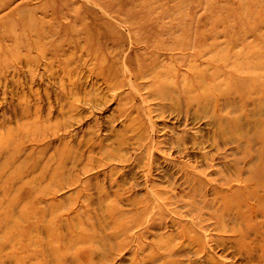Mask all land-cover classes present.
Here are the masks:
<instances>
[{"label": "rangeland", "instance_id": "1", "mask_svg": "<svg viewBox=\"0 0 264 264\" xmlns=\"http://www.w3.org/2000/svg\"><path fill=\"white\" fill-rule=\"evenodd\" d=\"M184 166L204 181L185 175L176 205H213L216 222L254 226L264 239V0H0L1 201L41 198V225L55 231L54 213L72 206L73 223L87 228V214L109 203L122 218V188L154 206L150 181L182 184ZM156 210L159 227L152 216L129 232L140 242L122 246L110 230L90 229L75 264H136L140 255L147 264L146 252L162 254L174 233L170 214ZM220 241L203 258L157 264H242Z\"/></svg>", "mask_w": 264, "mask_h": 264}, {"label": "bare ground", "instance_id": "2", "mask_svg": "<svg viewBox=\"0 0 264 264\" xmlns=\"http://www.w3.org/2000/svg\"><path fill=\"white\" fill-rule=\"evenodd\" d=\"M172 42H174V41H172ZM177 44H181V42H179V43L177 42ZM74 46H75V44H74ZM182 46H183V44H182ZM188 47H190V46L188 45ZM71 50H72V48H71ZM18 51H19V49H18ZM71 53H73V52H71ZM67 59H69V58H67ZM80 65H82V64L80 63ZM96 67H97V65H96ZM79 74L81 75V72ZM126 74L128 75L127 78L131 81L129 83H133L131 78L132 77L136 78L139 74L141 75L142 72H141V69L138 68L136 71H133L132 73H130V70H129ZM79 78H80V76H79ZM79 78H77V79H79ZM87 78L88 77H86V79ZM62 79H64V78H62ZM81 84H82V82H81ZM61 86H62V83H61ZM90 86H91V84H90ZM81 87H79V89ZM76 92H78V91H76ZM58 94H60V93H58ZM72 95L73 94H71V96ZM154 95H155V93H154ZM82 97H84V96H82ZM67 102H68V100H67ZM174 112L175 111H173V113ZM193 120H196V119H193ZM62 124H63V122H62ZM14 133H16V132H14ZM15 135L16 134H14V138H15ZM175 144H177V143H175ZM103 147H105V146H103ZM105 149L106 148H101L100 152L102 154H104ZM202 149H204V148H202ZM89 150H92V148L90 147ZM116 153H117V151H116ZM21 154H22V151H21ZM19 156H21V155H19ZM108 156L109 155H107L106 157L108 158ZM198 159H199V157H198ZM126 167H127V165H126ZM170 167H171V165H170ZM90 169H91V166H89V164L86 161L85 166L82 167V172H86ZM69 170H71V169H68V171ZM178 170H180V169H178ZM192 170L193 171L191 172L190 170L186 169L185 166L181 169L180 179L184 177V181L182 184H180V181H179V183H175L176 185L174 183H168V187H166V186L163 187L162 185L157 186L158 184H156V182L153 180L150 181V183L148 184V186L150 188L147 191L150 194H154V200H153L154 206H153V204L150 205L149 202L144 200L145 198L142 200L141 199L142 197L138 198L137 194L134 196L135 192H133L131 194V196L128 194L129 196H125V198H124L122 195L125 194V189L122 188V190H120V191L117 190V198L120 199L118 201H120V202L126 201L127 202V203H125L126 206L130 205V208L123 210V213L118 210V212H117L118 215L122 217L118 221L116 219H113L114 218L113 216L115 214L114 208L117 205L109 203L107 205L100 206L95 213L90 214V215L87 214V216H88V219H89V217H95V219H96V215L100 216L102 218L103 223H101L98 219H96V220L86 219L85 220L86 223L84 222V224L87 226V228L84 225L82 227L80 222L78 221V227H79V229H78L77 225L75 223H73V218H75V215L73 213L75 212V210L72 206H67L62 211L54 213L53 220L55 219V223L59 227V229L57 231H55V230H53L52 226H48V227L44 228L41 225V223H42L41 222V211L37 210L38 209L37 203L41 202V198L39 199L40 201H38V202L36 200H29V199H25L24 202H21L18 200L4 202V201L0 200V264H41V260H44V257L46 258L45 264H51L52 261H54L53 264H75L76 260H77V256H76V252H75L76 249L77 248L85 249L91 243L92 238L89 237V235L87 234V231H89L90 229L91 230H101V231H106V229L110 230L109 232L112 234V236L121 241V243L123 244L122 246H126L128 240L129 239L132 240V237L140 242L141 239L136 238L134 236L135 234L131 238L128 239V236L130 237V235H131L129 232H131L134 228L135 229L139 228L142 225V223L147 224L148 220H150L152 218V216L159 218L157 225L155 224L157 227H159V225L162 224L163 218H165V217H163V213L161 211L156 210L157 208H162V210L164 212L166 211V212H168V214H170V220H169L170 226H171V229L174 231V233H171V232L167 233L166 236L168 237V241L170 242V245L168 244V246H166L164 248V250H162V254H159L157 256L156 254L151 253L150 251L148 253L146 252L148 257L151 258L150 262H148L149 264H157L159 262H162L166 256H173V257L182 256V257H185L186 259L190 258V257L198 258V259L203 258L202 255L200 254V253H203L202 249H204L205 251L207 249L209 251L211 249V246L213 243H215L217 240L222 239V241H220L216 244V245L221 246V244L223 243L222 235L226 232H228L229 234H232V235H230V237L232 239L231 243L232 242L233 243L228 245V247L231 248L233 253L236 254L240 258L241 262L243 261L242 264H264V248H263L264 247V239L258 238V237H261V235H263V234H262V232L256 233V228H254V226L249 227L247 225L246 227H241V226L237 225L238 227H236V229H235L233 226H230L228 224L221 225L220 222H216V220L214 219V215L212 214V212L210 210L213 209L212 211H215V208L213 205H210V204L204 205L202 207V208H206V210H204V211H201L202 208L200 209V207H197L196 205L191 204V203L190 204L193 206V208H190L187 203L177 204V205L175 204V198L176 197L179 198L178 196L182 195L185 192L184 191L185 190L184 182L186 179H188V177H190L191 179H196L198 183H203L204 180L200 176H195V175L201 174V172L196 171L195 169H192ZM104 171H106V170H104ZM111 173H113V171ZM115 173H116V170H115ZM185 175H188V177ZM98 176H95V178ZM107 177H108V175H107ZM110 177H109V179H110ZM138 177H140V176H138ZM172 178L174 179V177H172ZM172 178L170 177L169 179L172 180ZM244 178H246V175ZM122 180H124V179L122 178ZM131 182H133V181H131ZM73 183H76L75 180L69 182L68 184L73 185ZM146 185H147V182H146ZM121 186H124V185H121ZM130 187L132 189V186H130ZM194 188H195V186H194ZM131 189H129V190H131ZM147 191H145V192H147ZM262 192H260V193H262ZM108 193H110V192H108ZM182 199H183V197H182ZM113 200H115V199H113ZM250 200H253V199H250ZM140 201H142V202H140ZM51 204H53L52 201H51ZM71 205H72V203H71ZM257 205H259V201H257L256 204L251 206L250 209H247L245 207L244 213H246V215L247 214L251 215L252 212L257 210ZM26 207H30L31 210L30 211L25 210ZM155 210H156V212H155ZM260 214H262V213H260ZM15 217H17V218H15ZM230 217H231L230 220H232V223L234 222V225H235L236 215L232 214ZM223 218L225 219V217H223ZM244 221H245V219H244ZM244 225H246V224H244ZM164 226L165 225H163V227ZM262 227H264L263 220H261L260 223H258V225H257L258 230H260ZM76 228L78 230H80V232H81L79 235H77V237L75 235ZM140 228H144V227H140ZM201 232L203 234H201ZM137 233H141V230H138ZM48 234H50V236H51V238H49V239H47ZM256 234L258 235V237ZM218 237H220L221 239ZM160 238H161V240H163V237L161 235H160ZM120 241L118 242L119 245H121ZM228 247L223 245V246H221L220 249H222V252H225L224 250L228 249ZM136 248H137V246H136ZM138 252H140V251L135 252L136 256H137ZM146 254H145V256H146ZM53 255H54V257H53ZM107 256H108L107 258H109V254ZM50 258H51V260H50ZM143 258L144 257L140 255L138 260L135 261V263L136 264H144ZM204 259H205V257H204ZM206 259H208L210 261V257L206 258ZM170 261H172L171 258L164 261V263L168 264ZM107 262H108V260H107Z\"/></svg>", "mask_w": 264, "mask_h": 264}]
</instances>
